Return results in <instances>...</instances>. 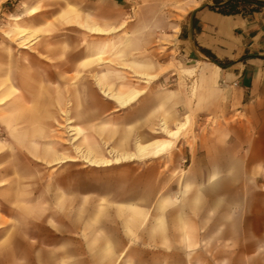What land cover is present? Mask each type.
<instances>
[{
	"label": "rangeland",
	"instance_id": "obj_1",
	"mask_svg": "<svg viewBox=\"0 0 264 264\" xmlns=\"http://www.w3.org/2000/svg\"><path fill=\"white\" fill-rule=\"evenodd\" d=\"M186 2L196 0H0V150L8 157L3 167H17V207L0 201V213H17V223L5 219L1 245L13 241L8 231L17 230V241L37 235L45 243L48 226L56 222L64 221L69 229L83 221L91 225L108 221V201L142 204L180 197L192 200L196 220L177 223L181 237L158 242L152 236L160 230L159 222L167 219L165 207H136L128 223L133 227V246H141L142 220L149 213L145 224L151 231L146 244L150 253L103 259L111 257L116 264H264V160L255 159L261 154L252 143L256 131L242 125L238 115H200L179 98L170 105H157V92L162 88L186 93L195 81V76L176 72L179 65L199 63H179L175 44L172 50L163 47L166 42L175 43V37L166 34L172 31L166 23L169 18L180 20L179 8L183 10ZM154 21L159 27L153 32L149 26L144 35L156 43L129 51L132 57L166 63L165 77L131 105L104 113L102 105L109 98L101 87L123 91L127 78L137 74L121 57L95 56L94 49L117 34V41H123L120 35L123 32L125 37L131 25L141 28ZM96 23L123 27L118 33H102L105 30ZM96 27L102 30L97 32ZM103 71H111L112 77H97ZM56 73H64L68 80L64 84L54 80ZM180 104L183 109L178 108ZM187 116L188 127L166 154L106 167L93 165L90 150L95 152V147H99L98 156H106L102 159L119 156L111 153V146L126 127L132 125L129 150L134 151L137 139L147 142L169 137L161 130L163 118L175 128ZM109 125L114 131H98ZM205 150L220 153L217 161H223L228 172L225 189L204 190L200 175L196 177L199 184L187 181L182 189L187 171L174 165L176 158L183 157L182 165L187 167L190 154ZM63 156L78 160L56 163ZM165 158H169L166 171L147 169L150 160L163 163ZM205 204L212 223L204 221ZM206 227L211 231L205 233ZM24 247L21 262H28L29 248ZM159 248L190 252L159 255Z\"/></svg>",
	"mask_w": 264,
	"mask_h": 264
},
{
	"label": "crops",
	"instance_id": "obj_2",
	"mask_svg": "<svg viewBox=\"0 0 264 264\" xmlns=\"http://www.w3.org/2000/svg\"><path fill=\"white\" fill-rule=\"evenodd\" d=\"M191 3L193 2H186L183 10L179 8L182 14L178 22H172L171 18L167 20L166 25L172 27L170 29L172 31H168L166 34L175 37V39L172 38L175 43L166 42L163 47H168L170 48L169 50H172L171 45L175 44L176 51L179 53V58L177 59L179 63L183 61L199 63L194 66L179 65L176 72L180 76H195V81L192 88L190 84V92L188 90L186 93L177 88H162L157 92V105H170V101L179 98L180 102L187 101L185 103H190V109L200 115H238L242 119L240 121L242 125L253 128L256 131L257 135L253 138L252 143L254 149L261 150V154L255 159L264 160V6L260 10L247 14H224L209 7L213 0H196L194 4ZM94 25L102 27L105 30L102 33L111 32L112 34L114 32L118 33L119 28L123 27L116 25L113 28V24L104 23H96ZM149 26H152V31L154 32L159 27V24L157 25L154 21L151 24H142L141 28H133L135 26L131 25V29L130 26L129 29L127 28L125 37H123L122 32L124 29H121L122 35L120 37L122 36L123 41H117L119 37L117 34L109 37L104 46L101 45L94 49L95 56H103L109 53V56L114 59L121 57L127 67L133 69L137 74L132 75V78H127L128 86L123 91L112 90L110 88L112 86L101 87L103 94L109 98L102 105L103 109H105L104 113L112 112L117 107L125 108L131 105L143 94L149 93L150 89H154L156 80L165 77L164 75L167 71L165 70L166 63L161 64L158 61L151 60L149 57L138 58L139 56H131V51L135 46L143 50L147 42L156 43L155 39L149 37V35H144ZM95 30L99 32L102 29L96 27ZM174 30L175 32H173ZM110 72H100L97 77L101 78L102 75L112 77L113 73ZM176 73L172 72V74ZM52 78L58 80L61 84L68 80L64 73L53 74ZM134 80H138L141 83L134 82ZM136 91H141L139 97L125 106L121 104L119 96L127 97ZM147 101L150 103L151 98L147 97ZM180 107L184 108L181 104L178 105V108ZM187 119L190 121L189 116H187L178 125ZM160 126L162 131H164V126L170 128L168 118H163ZM105 130L114 131V127L109 125L108 128L104 126L98 128V131ZM132 135L131 125L125 128L120 140L115 141V145L111 146L113 153L121 155L132 152V150H129L132 145ZM150 141L152 140L147 142ZM95 150V152L94 150L90 151L94 158L102 159L106 157L96 154L99 151V147H95ZM6 158L8 157L4 154V151L0 150V201L9 206L17 207V167H3L2 164ZM143 159L133 158V160ZM181 159L177 157L174 165L176 163L179 168L187 171L182 189H184L187 181L190 185L192 183L199 184L196 178L198 175L204 177L203 183H201L204 190L223 191L225 189L228 172L224 162L217 161L220 159L219 152L205 150V152L200 154L199 152L192 153L190 154V163L187 167L182 165ZM67 160L78 159L76 157L66 158L63 156L57 159L56 163ZM133 160H121L120 163ZM167 160L169 158H165L163 163L160 160H150L146 167L149 171H166ZM114 163L118 164L119 162ZM93 165L106 167L103 164L96 165L94 163ZM163 189H166V185ZM107 203V207H111L108 210L110 212L108 221H101L93 225L83 221V223L69 229H67L64 221L56 222L55 225L49 224V238H47L45 243L37 235L30 236L28 240L17 241V230L8 231L13 241H11L9 246L0 244V264H116L113 258L103 259V256L121 257L131 253L149 254L150 251L146 244L151 238V231L149 225L145 224L149 213L142 220L141 246L137 248L133 246V227L128 226V223H132V217L129 213L137 209L136 207L149 209L152 206H157L159 210L165 207L164 211L167 219L165 222H159L162 226L156 236H152L158 242L166 238L175 239L181 237L183 232L179 230L178 222L190 224L196 221L192 216V200H185L180 197L158 199L157 201H149L142 204L127 201H108ZM98 205L102 206V204ZM202 206L204 207V221L212 223L213 220H208L207 218L209 205L205 204ZM171 208L173 210L170 211ZM5 219L17 223V213L7 215L1 212L0 229L5 225ZM206 228L205 233L211 231L210 228ZM4 234L6 233L0 230L1 239L5 238ZM23 247L24 249L26 247L29 248L30 256L28 262H21ZM189 252L190 250L187 248L182 250L159 248L156 253L159 255H185L189 254Z\"/></svg>",
	"mask_w": 264,
	"mask_h": 264
},
{
	"label": "bare ground",
	"instance_id": "obj_3",
	"mask_svg": "<svg viewBox=\"0 0 264 264\" xmlns=\"http://www.w3.org/2000/svg\"><path fill=\"white\" fill-rule=\"evenodd\" d=\"M140 94H141V91H136L130 96H127V97L119 96L118 98L121 104L125 106L129 104L135 98L139 97ZM188 123H189V119H187L185 122L180 123L176 128H169L168 126H164L163 130L169 135V137L167 138L158 137V138L153 139L150 142H143L141 140H137L136 150L132 152H128V153H123L117 156L115 160L109 157L106 159L95 158L92 160V162L96 163V165L103 164V165L108 166V165L113 164L114 161L120 163L121 160L127 161L133 158L143 159V158H147L151 156H159L161 154H164L170 151L171 149H173L176 143V140L181 136L183 131L187 128Z\"/></svg>",
	"mask_w": 264,
	"mask_h": 264
},
{
	"label": "trees",
	"instance_id": "obj_4",
	"mask_svg": "<svg viewBox=\"0 0 264 264\" xmlns=\"http://www.w3.org/2000/svg\"><path fill=\"white\" fill-rule=\"evenodd\" d=\"M263 6L264 0H213V3L209 5L212 9L224 14H247L260 10Z\"/></svg>",
	"mask_w": 264,
	"mask_h": 264
}]
</instances>
